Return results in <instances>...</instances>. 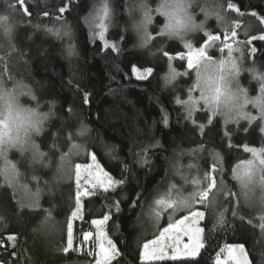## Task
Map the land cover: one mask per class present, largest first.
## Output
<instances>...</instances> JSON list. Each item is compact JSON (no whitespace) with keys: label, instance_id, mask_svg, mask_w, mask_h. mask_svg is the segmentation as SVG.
Listing matches in <instances>:
<instances>
[{"label":"trees","instance_id":"obj_1","mask_svg":"<svg viewBox=\"0 0 264 264\" xmlns=\"http://www.w3.org/2000/svg\"><path fill=\"white\" fill-rule=\"evenodd\" d=\"M223 2L229 24L207 18V30L191 37L194 44L204 42L205 32L223 38L224 32L235 30L239 62L264 66V41L239 43L264 35V0ZM229 3L240 11L229 9ZM0 17H8L11 25L10 33L0 27V70L22 76L26 94L38 95L46 104L59 102L49 105L56 118L36 144L44 157L31 152L29 163L18 152L8 153L7 159L0 156V264H95L99 242L93 221L105 216L107 236L118 251L111 264H216L221 250L235 245H243L249 264H264V199L258 207L244 202L233 179L235 166L251 158L245 145L264 146L263 130L259 122L226 124L207 111L188 117L186 107L176 101L187 100L195 74L188 71L168 83L163 56L164 51L172 56L185 52L182 41L159 36L161 29L155 27L145 32V12L130 0H25L23 6L19 0H0ZM171 63L177 72L187 70L185 61ZM133 65L141 71L152 68V75L136 79ZM241 78L247 84L253 77L246 72ZM92 156L120 183L84 198L82 218L73 225L75 168L88 165ZM214 165L217 189L224 191L213 190L209 200L215 195V204L199 207L204 247L198 257L143 262V245L169 225L168 213L160 215L157 202L174 196L190 199L193 181H200L197 190L205 188ZM69 225L72 247L65 251ZM88 233L92 235L85 239Z\"/></svg>","mask_w":264,"mask_h":264},{"label":"snow or ice","instance_id":"obj_2","mask_svg":"<svg viewBox=\"0 0 264 264\" xmlns=\"http://www.w3.org/2000/svg\"><path fill=\"white\" fill-rule=\"evenodd\" d=\"M25 3V0H19V4L23 6ZM9 7H13L12 5H9ZM229 9H233L237 12L240 10L236 7L235 4L229 3L227 5ZM24 12L26 14L28 13V9L24 7ZM61 13L65 11L64 8H60L59 10ZM158 12H161L162 14L167 15L166 12L162 8L157 9ZM47 15V13H45ZM207 15V13H206ZM253 16H256V13H252ZM217 20L221 23V25H228L229 21L225 20L223 16H221L219 13H216ZM59 19V17H57ZM152 17L148 12H145V32H146V26L148 23H151ZM8 17H0V27L4 28L5 32L10 33L11 32V25L8 24ZM261 23H264V19L261 20ZM193 29L200 27L202 28L203 25L192 26ZM236 27H239L237 25ZM51 31V29H49ZM173 32V28L171 23L165 25L163 29L160 30L159 36L163 37L166 33L171 34ZM58 34V33H57ZM205 35L207 36V42L203 44L202 47H193V44L189 41L184 42V47L187 49V52L180 51L177 56L170 55L167 51L163 52V56L167 57V67H168V76L165 77V80L168 83H171L179 76H185L189 73L187 71L181 73L177 72L176 69L172 66V61H186V68L189 70H193L195 72L196 81L195 84L189 89L188 93V99L185 101H181L177 99V103H182L188 112V117L191 118L194 111L199 110L198 105H200L201 101L204 105L207 106V109L211 112L212 116L216 115H225L224 113H221L220 107H219V95L221 93V87L223 85V82L226 79V73H232L234 76L238 77L240 73V68L238 66V63L236 59L233 57L232 53L233 51H240V48H233V44L227 43L228 40H233L237 36V32L235 30L232 31H226L223 34V39L220 35H214L211 32H205ZM101 39H103V34H101ZM264 41V35L255 36L253 35L251 40H248L247 42H239L241 44H244L245 46L247 44H251L253 41ZM147 43V40L144 41ZM217 42H220V45H217ZM222 45V46H221ZM113 48L116 46L113 45ZM212 48H218V52L220 54L225 53V50H227V56L221 55L219 59H214L213 56L210 54V49ZM251 52L255 54L257 52V48L253 47L251 48ZM73 54V49L69 48V55ZM209 67H213L216 71L215 79L219 82L217 88L215 89L216 94L215 95H209L208 89L206 88V85L208 81L211 79L208 75V69ZM253 73V78L255 79H261L264 80V76H260L256 73L255 69H251ZM132 74L136 77L138 80H144L147 79L150 75H152L153 69L152 68H146L143 71H141L140 68H137L135 65L131 68ZM195 91H199V98L194 99L192 93ZM261 93L264 94V87L261 88ZM30 94V93H29ZM34 98V97H33ZM83 102L86 104L88 103V96L85 95ZM247 102V101H246ZM257 105L259 106V101L257 100ZM260 117L264 118V107L261 108ZM240 118L247 119L249 121L257 119L255 116H251L249 113H245L241 111L239 113V118L234 119L230 116L225 118V123L227 124L229 121L238 122ZM195 122V121H193ZM211 123V119L208 121ZM203 125L200 126L201 131H203ZM86 128L82 126V133L85 131ZM7 133H0V145L4 144V136H6ZM8 144L10 147H19L21 152H24L26 150H31L35 156L44 157V153H40L38 147L33 144H27L23 140H10L8 141ZM78 147L77 145H73V148ZM245 151L252 154L253 159L244 161L242 163H238L235 168L233 169V178L236 179L241 188V194L247 199L248 192L251 190V185L255 182L257 170L260 173V182L262 185H264V148L256 149L251 148L245 145ZM6 154V150L0 148V156H4ZM6 159V156H5ZM93 160H95V156L92 157ZM219 163V157L217 156V164ZM12 168H15V165H12ZM217 171V167L214 165L209 173L206 174L205 179L207 181V185L205 188H199L198 190L194 191L191 195L190 199H182L179 201V205L182 206H189L191 201H195L197 203L206 204L211 203L215 204V195H213L211 201L209 200L210 193H213V190H216L217 192L224 191V188L217 189V180L215 173ZM224 169L223 167H219V172L223 173ZM104 176L106 177V180H100L99 177H96L94 181H90L92 183V186L95 188L97 184L103 185L104 190L107 191L109 187H112L114 184H119V181H113V179L110 176H107L105 173ZM194 184L199 186L200 181L195 180L193 181ZM221 184H223V181H220ZM76 210L72 213L73 217H76L80 214L82 210V204H81V198L87 197L91 193L87 188H84L81 190V166L77 165L76 167ZM230 195H235V193H229ZM157 203L164 204V201H158ZM177 204L174 202H170L166 204V207L168 208H174ZM157 216L159 213H156ZM236 214L235 212L233 213ZM49 215L51 213L49 212ZM204 212L202 211H193L191 213L190 217H185L184 219L180 220L178 224H174L169 226L168 228H165L163 230V233L160 235V237L156 240L151 241L150 243H145L143 245V252H142V261H147L151 259H164L168 258L171 260H178V259H189L194 258L199 255L200 249L204 247L203 245V228L200 227H193L194 225L198 224L200 219H203ZM108 219L107 216L104 217L103 220H96L93 221V223L100 227L105 223V221ZM262 220H264V217H261ZM191 220L193 226L186 225V221ZM220 223L223 222V213L219 214V221ZM264 227V225H262ZM172 233H182L183 235H187L189 237V240L191 241L189 244H182L181 239L178 235L172 236L169 234ZM92 233H88L85 236V239H88L91 237ZM99 243H98V251L95 253V255L98 257L95 260V264H111L112 260L115 258L116 255H118V251L113 244L111 239L107 238L106 233L101 231L99 233ZM9 240H14L15 237L10 236L8 238ZM167 240H171V244L166 243ZM107 245V246H106ZM72 247V230L71 226L69 225L68 228V239H67V251L68 249H71ZM171 248L173 254L171 256H168L165 249ZM225 251V250H221ZM227 255L230 260H234L235 264H247V256L244 252L243 245H235V246H228L227 249ZM235 253H239V257L235 255ZM89 255H93V253H89ZM242 258V260H241ZM216 264H223V261H221L220 257L217 256V262Z\"/></svg>","mask_w":264,"mask_h":264},{"label":"clouds","instance_id":"obj_3","mask_svg":"<svg viewBox=\"0 0 264 264\" xmlns=\"http://www.w3.org/2000/svg\"><path fill=\"white\" fill-rule=\"evenodd\" d=\"M130 4L142 6L144 12H148L151 17L159 18L161 21L160 24H156L155 19H152L151 23L146 26V32H150L153 27L157 30L164 28L170 22L173 32L164 35L165 39L169 41L187 40L196 33L206 31L207 18L216 17V13H219L227 21L223 0H130ZM159 8H162L167 15L158 12ZM135 18L141 19L139 13ZM193 25H203V27L193 29ZM2 49L3 46L0 45V50ZM5 55H8L7 51H5ZM12 64L13 61L9 59V65ZM238 66L240 68L239 76L226 73V79L221 87L219 107L221 113L225 114L221 116L238 119L239 113L243 111L257 114L258 118L264 120L260 117L261 108L264 107V94L261 93L264 80L252 78L246 84L241 78L246 72L251 73L253 77L251 71L253 68L258 75L264 76V66L258 67L255 64L245 66L243 62L238 63ZM208 75L211 77L206 85L208 94L215 95V89L219 82L215 79L216 71L213 67H209ZM23 79L18 74L6 76L0 70V133H7L3 138L5 143L0 145V148L6 150L9 155L12 152L21 153L31 163L30 150L21 152L19 147H10L8 141L23 140L27 144H38L45 133L51 129L52 121L56 118L49 105H58L59 102L50 100L46 104L40 100L38 95L26 94L22 88ZM252 84H256L257 91L252 90Z\"/></svg>","mask_w":264,"mask_h":264},{"label":"rangeland","instance_id":"obj_4","mask_svg":"<svg viewBox=\"0 0 264 264\" xmlns=\"http://www.w3.org/2000/svg\"><path fill=\"white\" fill-rule=\"evenodd\" d=\"M161 29H163V28H161ZM181 41L183 43L185 42V40H181ZM186 41L191 42L193 44V47L195 48V47H202L203 44L205 42H207V38L200 45L194 44V41L191 38L187 39ZM237 41L238 40H237V37H236L233 40H228L227 43L233 44V48H234V45H235V43H237ZM217 45H220V42H217ZM209 51H210V54L213 56L214 59H219L221 55H224L225 57L227 56V50H225V53H223L221 55L218 52V48H212ZM216 51L218 52V55L217 56H214L212 53H216ZM186 52H187V49L185 48V53ZM239 52L240 51H233V53H232V55L236 59L237 63H241V62H239L241 60V57L238 54ZM185 63H186V61H185ZM186 71L187 72L190 71V72H192V73L195 74V72L193 70L187 69ZM256 91H257V89H256ZM192 95H193V98L194 99H198L199 98V91L193 92ZM197 107H198L199 110H196V111H207L212 116L211 112L207 109V106L204 105L202 101H201L200 105H198ZM249 114L251 116L257 117V119L252 120V121H249L247 119L240 118L238 120V122L239 121H242V120L248 122L249 124H252V123H255V122H259L260 125H261V128L263 130V134H264V120H261L260 118H258V115L257 114H254V113H249ZM216 116L220 117L225 122V118L224 117H222L221 115H216ZM212 117H215V116H212ZM231 122H234V121H229L228 123H231ZM261 148H264V146H262ZM30 152H32V151L30 150ZM7 154L8 153L6 152V154L4 156H2V158L5 159V156ZM92 157H91L90 162H89L88 165L81 166V190H83L84 188H87L90 191V193H91L87 197H82L81 198V201L84 198H89V197L95 196L98 192H109V191H112L115 188V186L117 185V184H114L112 187H109L107 191L104 190V186L103 185L97 184V186L95 188L92 186V183H90V181H94L96 177H99L100 180H106V177L104 176V174L106 173L107 176H110L102 168V166L98 163L97 159L95 158V160H93ZM6 159H7V156H6ZM250 159H253L252 154H251V158ZM74 177H75V182H76V168H75ZM112 179H113V181H115L114 178H112ZM234 180L236 181V183L238 185V188H239V191L241 192V188H240L239 182L236 179H234ZM194 187H195L194 191H196L197 190V185L195 184ZM178 195H180V194L178 193ZM180 196H182V195H180ZM240 196H241V198L243 199L244 202L248 203L249 205H253L254 207H258L259 205H262L263 204L262 201L264 199V185H262L261 182H260V173H259L258 170H257L255 182L253 183V185H251V190L248 192L247 199L242 194ZM176 197L177 196H174V197H171V198H168V199L163 200L164 201V204H161L160 205L161 207L158 209L160 215H166L168 213V216H169V219L170 220L168 219L169 220V225L166 228H168L171 225L178 224L179 221L182 220V219H184L185 217H190L191 216V213L193 211H202L201 208H199V207H201L202 205H204V204H201V203H197L195 201H191L190 205L187 206V207H185V206L179 205V201L182 200L183 197H179V198H176ZM187 199H189V198H187ZM170 202H174V203L177 204V206L175 207V209L174 208H168V207H166V204L167 203H170ZM261 202H262V204H261ZM169 210H171V211H169ZM183 211H190V213L189 214H186L185 216H183L181 218H179L178 220L174 219L177 215H179ZM169 213H171V214H169ZM81 218H82V210H81V212H80V214L78 216H76V217L73 218L72 224L74 225V223L77 222V221H79V220H81ZM201 221H202V219L199 220L198 224H196V225L193 226L191 220H188V221H186V225L193 226V227H200ZM106 223H107V220L100 227H97L96 226L98 242H99V239H100L99 233L101 231H103L104 233H106ZM162 233H163V231H162ZM106 235H107V233H106ZM169 235H172V236L178 235L180 237V239H181V243L182 244H189L191 242L189 240V237L187 235H183L182 233H172V234H169ZM107 238H108V236H107ZM171 242H172L171 240H167L166 241V243H168V244H171ZM201 249H200V251H201ZM226 249H227V247L225 249H223L225 251H222L221 254L219 255L221 261H223V264H235V261L234 260H230L228 258ZM165 251L167 252L168 256H171L173 254L171 248H167V249H165ZM244 252L246 253L245 249H244ZM235 255H237L239 257V253H235ZM246 256H247V254H246ZM197 257L198 256H196L194 258H189V259H195ZM162 260H171V259H168V258H164V259H151V260H147V261H143V262H153V261H162ZM179 260H187V259H178L177 261H179ZM241 260H242V258H241ZM242 264H243V261H242ZM247 264H249L248 256H247Z\"/></svg>","mask_w":264,"mask_h":264}]
</instances>
